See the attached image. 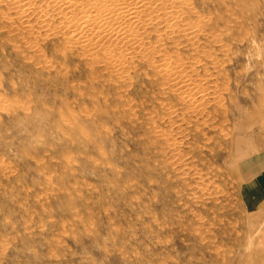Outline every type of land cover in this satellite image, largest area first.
<instances>
[{"label":"rangeland","instance_id":"374dc122","mask_svg":"<svg viewBox=\"0 0 264 264\" xmlns=\"http://www.w3.org/2000/svg\"><path fill=\"white\" fill-rule=\"evenodd\" d=\"M176 2L0 0V264H264V0Z\"/></svg>","mask_w":264,"mask_h":264},{"label":"crops","instance_id":"0c3cea01","mask_svg":"<svg viewBox=\"0 0 264 264\" xmlns=\"http://www.w3.org/2000/svg\"><path fill=\"white\" fill-rule=\"evenodd\" d=\"M242 169L247 181L241 186V199L244 206L253 211L264 204V156H252Z\"/></svg>","mask_w":264,"mask_h":264},{"label":"bare ground","instance_id":"6f19581e","mask_svg":"<svg viewBox=\"0 0 264 264\" xmlns=\"http://www.w3.org/2000/svg\"><path fill=\"white\" fill-rule=\"evenodd\" d=\"M144 1V0H143ZM154 0H152V2H153ZM161 2H162V6H163V8L165 7H171V8H176L177 6H178V2H176V0H160ZM142 2V1H141ZM140 2V3H141ZM147 2H148V0H147ZM95 3H97V2H95ZM149 3H151L150 1H149ZM160 3V2H159ZM143 4V3H142ZM161 4V3H160ZM136 5H137V3H136ZM145 5H146V2H145ZM145 5H144V7H145ZM180 6V5H179ZM182 6V5H181ZM15 8V7H14ZM157 8H159L158 6H157ZM161 8V7H160ZM159 8V9H160ZM181 8V7H180ZM105 9V8H104ZM114 9H115V7H114ZM154 9V8H153ZM168 9V8H167ZM204 9V8H203ZM115 10H117V9H115ZM119 10V9H118ZM127 10V9H126ZM170 10V9H169ZM144 11H147V10H144ZM121 12V11H120ZM171 12H174V11H171ZM211 12V11H210ZM28 13V12H27ZM89 13V12H88ZM128 13V12H127ZM145 13V12H144ZM175 13V12H174ZM115 14V13H114ZM122 14V13H121ZM150 14H152V13H150ZM154 14V13H153ZM153 14H152V16H153ZM156 14V16H157V13H155ZM159 14V13H158ZM141 15H143V14H141ZM161 15H163V13L161 14ZM164 15H166V14H164ZM173 15V14H172ZM151 16V15H150ZM159 16V15H158ZM157 16V17H158ZM174 16H176V14L174 15ZM187 16V15H186ZM213 16V15H212ZM137 17V16H136ZM135 17V18H136ZM139 17V16H138ZM143 17V16H142ZM157 17H155V21H158L157 20ZM160 17V16H159ZM158 17V18H159ZM190 16H188L187 17V19L185 20L186 22H188V24H189V26H191V22H192V20L189 18ZM263 17V16H262ZM179 18V17H178ZM182 18V17H181ZM55 19V18H54ZM134 19V18H133ZM164 19V18H163ZM166 19H167V17H166ZM170 19V18H169ZM171 19H174V18H172L171 17ZM177 18H175V20H176ZM196 19V18H195ZM219 19V18H218ZM116 20H117V16H116ZM132 20V19H131ZM137 20V19H136ZM139 20V19H138ZM161 20H162V18H161ZM182 20V22H183V19H181ZM207 20V19H206ZM120 21H122V20H120ZM128 21V20H127ZM133 21H135V20H133ZM141 21V20H140ZM151 21V20H150ZM154 21V20H153ZM174 21V20H173ZM178 21H179V19H178ZM161 23V21L159 20L158 21V23ZM181 22V21H180ZM177 23V22H176ZM179 23V22H178ZM178 23L176 24V25H178ZM194 23V22H193ZM152 24V23H151ZM164 25H165V23H163ZM134 25V24H133ZM140 25L141 24H139V27H140ZM161 26H162V24H160ZM172 25V24H171ZM181 25V24H180ZM207 25V24H206ZM156 26V25H155ZM161 26H157V27H153V30H150V31H155L156 33H159V32H161L159 29H158V27H161ZM208 26V25H207ZM217 26V25H216ZM171 27V26H170ZM176 27V26H175ZM174 27V28H175ZM178 27V26H177ZM177 27H176V30H177ZM219 27V26H218ZM243 27V26H242ZM119 28V27H118ZM131 28V27H130ZM132 29L134 30V28H133V26H132ZM136 29V28H135ZM138 29V28H137ZM158 29V30H157ZM165 29V28H164ZM164 29H163V31H164ZM23 30V29H22ZM95 30V29H94ZM172 29L170 28V31H171ZM132 31V30H131ZM143 31H145V30H143ZM149 31V30H148ZM162 31V32H163ZM173 31V30H172ZM172 31H171V33H172ZM175 31V30H174ZM179 31V30H178ZM186 31V30H185ZM19 32V31H18ZM36 32V31H35ZM123 32V31H122ZM137 32V31H136ZM154 32V33H155ZM165 32H167L166 30H165ZM164 32V33H165ZM183 32V31H182ZM155 33V34H156ZM175 33V32H174ZM181 33V32H180ZM145 33L143 32V35H144ZM150 34V33H149ZM178 34V33H177ZM189 34V33H188ZM207 34V33H206ZM41 35V34H40ZM116 35V34H115ZM131 35V34H130ZM167 35V34H166ZM165 35V38H167L168 36H166ZM173 35V34H172ZM182 35V34H181ZM145 36V35H144ZM198 36V35H197ZM155 37V36H154ZM181 37V36H180ZM185 37V36H184ZM189 37V36H188ZM190 37H192L191 35H190ZM207 37H209L211 40H209L208 42L209 43H212V42H214V43H217L218 42V39H219V36L218 35H216V30L215 29H212V30H210V32H209V35L207 36ZM169 38V37H168ZM172 38V37H171ZM171 38H169V39H171ZM122 39V38H121ZM173 39V38H172ZM125 40H126V38H125ZM124 40V41H125ZM129 40V39H128ZM181 40V39H180ZM127 41V40H126ZM130 41V40H129ZM128 41V42H129ZM142 41H143V39H142ZM172 42H174L173 40H171ZM197 41V37H194L193 39L192 38H189V40H188V42H192V43H189V45L188 46H190V49L192 48L193 50V52L191 53V52H188V54L190 53L191 55H194L195 53L196 54H200L201 53V55H203V57H205V55H207L209 52V50H204V48H206L207 47V44L204 46V48L202 47H200V46H194L193 44H194V42H196ZM110 42H112V41H110ZM53 43V42H52ZM122 43H123V41H122ZM126 43V42H125ZM130 43L132 44V42L130 41ZM129 43V44H130ZM175 43H176V41H175ZM136 44V43H135ZM165 44V43H164ZM202 44V43H201ZM134 45V44H133ZM122 46V45H121ZM120 46V47H121ZM137 46V45H136ZM172 46H173V44H172ZM182 46V45H181ZM213 46V45H212ZM130 47V46H129ZM177 47V46H176ZM125 48V47H124ZM128 48V47H127ZM112 49V48H111ZM172 49V48H171ZM206 49H208V48H206ZM209 49H210V47H209ZM189 50V49H188ZM204 50V51H203ZM219 50V49H218ZM133 51V50H132ZM131 51V52H132ZM172 51V50H171ZM206 51L208 52L207 54H206ZM135 52V51H134ZM211 52H213V51H211ZM166 53V52H165ZM185 53V52H184ZM218 53V52H217ZM216 53V54H217ZM227 53V52H226ZM122 54V53H121ZM133 54V53H132ZM141 55V54H140ZM197 56V55H196ZM198 56H200V55H198ZM213 56H215V55H213ZM145 57V56H144ZM216 57H217V55H216ZM81 58V57H80ZM181 58V57H180ZM192 58V57H191ZM198 58H202V57H198ZM178 60V59H177ZM203 61V60H202ZM194 62V61H193ZM46 67V66H45ZM211 69V68H210ZM105 70V69H104ZM204 71V70H203ZM219 74V73H218ZM210 76V75H209ZM216 76V75H215ZM121 77V76H120ZM129 77V76H128ZM208 77V76H207ZM169 78V77H168ZM171 78V77H170ZM213 78H211V80H212ZM210 80V81H211ZM214 80H216V79H214ZM213 81V80H212ZM174 82V81H173ZM223 86V85H222ZM213 87H214V85H213ZM176 90V89H175ZM176 93V92H175ZM37 104V103H36ZM195 106V105H194ZM222 114V113H221ZM202 118V117H201ZM224 124V123H223ZM264 125V124H263ZM229 126V125H228ZM180 131V130H179Z\"/></svg>","mask_w":264,"mask_h":264}]
</instances>
